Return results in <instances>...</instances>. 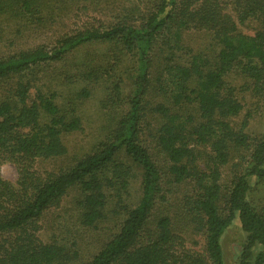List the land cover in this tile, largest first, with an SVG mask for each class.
Instances as JSON below:
<instances>
[{
    "label": "trees",
    "instance_id": "trees-1",
    "mask_svg": "<svg viewBox=\"0 0 264 264\" xmlns=\"http://www.w3.org/2000/svg\"><path fill=\"white\" fill-rule=\"evenodd\" d=\"M0 49V264H225L236 218L264 264V0H0Z\"/></svg>",
    "mask_w": 264,
    "mask_h": 264
},
{
    "label": "rangeland",
    "instance_id": "rangeland-1",
    "mask_svg": "<svg viewBox=\"0 0 264 264\" xmlns=\"http://www.w3.org/2000/svg\"><path fill=\"white\" fill-rule=\"evenodd\" d=\"M7 28L8 32H11V29L8 26ZM100 98L101 94L97 93L93 98L82 104L81 114L84 117V130L81 133L69 137L70 139L68 142L70 146V154L67 157V161L63 160L62 163L59 162L60 164H63V166L74 162L76 157L83 156L85 153L90 152L101 139V135H105L102 130V126L105 122L98 105ZM250 131L256 134L264 132V114L261 118H257L251 123ZM58 167L59 166L55 162L50 161L41 165L40 170L54 171ZM1 175L5 180L10 181L13 184L17 181V171L11 163H5L1 166ZM132 193L135 199L139 197V181H135L133 184ZM256 197H258L257 194ZM245 240L246 235L241 229L238 218H236L222 238L225 264H239Z\"/></svg>",
    "mask_w": 264,
    "mask_h": 264
}]
</instances>
